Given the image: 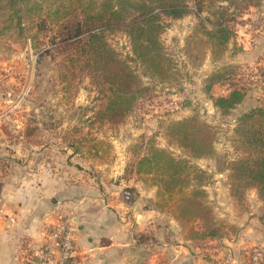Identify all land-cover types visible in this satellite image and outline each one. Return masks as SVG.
<instances>
[{
	"label": "rangeland",
	"instance_id": "obj_1",
	"mask_svg": "<svg viewBox=\"0 0 264 264\" xmlns=\"http://www.w3.org/2000/svg\"><path fill=\"white\" fill-rule=\"evenodd\" d=\"M208 5L204 3V10L199 12L196 1L188 0L184 16L166 19L163 23L160 42L165 54L175 63V70L180 76L178 81L162 84L152 80L132 54L128 35L123 30L107 34V42L113 50L112 58L124 61L139 78V85L128 82V89L138 87L142 90L132 104L128 103L130 112L118 124L100 120L101 112L112 95L109 84L102 78L104 70L84 66L74 73H66L65 69L68 68L64 65L67 56L61 52V40L55 33L57 29L51 25L41 28L36 24L30 31L26 22V40L15 37L0 40V144L10 149L15 159H26L33 165L39 160L63 161L69 152L76 171L79 166H83L86 174L93 178H103L110 172L108 166L119 158H125L128 175L135 161V152L139 157L145 155L148 141L153 139L157 147L172 152L178 159H187L189 165H196L211 175L210 182L203 187L206 196H198L196 199L198 201L203 198L202 201L211 208L219 222V230L224 235L203 241H220L226 236L238 239L237 225L231 221L233 218V221H242L243 214L251 205L248 190L256 189L245 187L243 192L233 193L229 185L231 172L218 171L226 165L220 162L234 160L239 156L234 148L235 118L244 108L237 115L236 112L223 115L214 106V101L228 94L231 81L225 85L208 87L206 78L202 80V77L196 75L207 56L211 57L212 45L207 33L216 28L215 16L207 10ZM201 24L205 28L199 27ZM230 26L234 35L227 42L228 49L223 57L228 58L225 64L242 67L236 80L239 82L238 86L241 87L243 82L247 83L246 86L251 88V98L257 100L261 95L260 100L263 101L264 81L253 80L252 77L258 71L264 80V51L253 64L237 62L234 56H243L244 50L255 53L264 46L261 40L264 37V11L261 8H250L249 11L236 15ZM200 52L204 53L203 60L199 59ZM240 77L241 80H238ZM193 115H198L213 127L216 157L191 159L180 144L181 138L170 136L168 126L173 121ZM70 145L75 146V152ZM211 164L215 166L217 173H228L227 181L232 197L229 218L220 220L216 216L219 200L211 198L206 190L216 174L206 169ZM192 172L191 168L181 171L185 174ZM139 177L143 185L154 186L149 178ZM170 198L164 197L162 203L165 207H159L157 189L155 205L184 226L187 237L192 239L190 227L194 222L190 216L194 213V206L187 204L182 212L176 199ZM184 215L187 217L186 221L181 220ZM258 251L262 250L254 247L245 251L243 264H255L253 256Z\"/></svg>",
	"mask_w": 264,
	"mask_h": 264
},
{
	"label": "trees",
	"instance_id": "obj_2",
	"mask_svg": "<svg viewBox=\"0 0 264 264\" xmlns=\"http://www.w3.org/2000/svg\"><path fill=\"white\" fill-rule=\"evenodd\" d=\"M187 1L0 0V40L14 37L26 40V22L30 31L36 24L41 28L47 25L55 27L56 36L61 40V52L67 56L64 65L68 68L65 69L66 73H74L84 66L104 70L102 78L109 84L112 95L101 112L100 120L118 124L124 121L130 112L129 104L142 90L138 87L128 89V82L139 85V78L124 61L112 58L113 50L107 42V34L123 30L128 35L132 54L152 80L162 84L178 81L179 72L175 70L174 61L165 54L160 35L166 19L184 16ZM195 1L199 12L204 10L202 5L208 3L207 10L215 16L216 28L207 33L214 62L223 60L228 49L227 42L234 35L230 23L236 15L250 8H261L264 11V0ZM199 27L205 28L203 24ZM203 58L204 53L200 52L199 59ZM240 69L242 67L237 65L223 64L205 80L208 87L225 85L231 81L228 94L214 101V106L223 115L231 112L234 114V110L250 93L251 88L246 86L247 83L243 82L240 87L239 82H236ZM259 100L255 106L236 116L234 148L239 156L234 160L220 162L226 165L218 171L231 172L229 185L233 193H241L245 187H251L264 200V100ZM168 127L170 136L181 138L180 144L191 159L216 157L215 131L198 115L173 121ZM148 143L145 155L139 157L135 152L132 170L138 176L149 178L151 184L157 187L159 207H165L163 199L166 196L176 199L181 211H184L187 204L193 205L194 215L190 216L194 222L190 227L193 240L203 241L223 236L211 208L202 201L206 196L203 187L210 182L211 175L196 165H189L187 159H178L172 152L157 147L153 139ZM70 146L75 152V146ZM188 168L193 172L181 173ZM198 196L203 198L197 201ZM186 219L185 215L181 218L183 221Z\"/></svg>",
	"mask_w": 264,
	"mask_h": 264
},
{
	"label": "crops",
	"instance_id": "obj_3",
	"mask_svg": "<svg viewBox=\"0 0 264 264\" xmlns=\"http://www.w3.org/2000/svg\"><path fill=\"white\" fill-rule=\"evenodd\" d=\"M263 51L264 46L255 53L244 50L234 59L253 64ZM227 59L214 62L208 55L196 75L204 80ZM257 103L248 93L234 111ZM124 159L110 164L103 178H93L83 166L75 170L69 152L63 161L39 160L33 165L15 159L0 144V264H30L22 249L29 241L40 244L59 213L76 224V264H243L245 251L259 247L264 252V200L256 190H248L251 205L242 221H231L237 225L238 239L196 241L155 205L156 187L143 185L133 167L126 175ZM206 169L216 173L206 187L211 198L219 200L216 216L229 218L228 173H217L212 164ZM126 189L133 193L129 202L123 197Z\"/></svg>",
	"mask_w": 264,
	"mask_h": 264
},
{
	"label": "built area",
	"instance_id": "obj_4",
	"mask_svg": "<svg viewBox=\"0 0 264 264\" xmlns=\"http://www.w3.org/2000/svg\"><path fill=\"white\" fill-rule=\"evenodd\" d=\"M253 80L264 81L261 72L252 77ZM124 199H131L129 189L123 192ZM76 226L72 219L63 214H58L56 221L45 230L42 243L29 241L22 249L30 264H76L75 245ZM264 261V252L258 251L253 256L255 264Z\"/></svg>",
	"mask_w": 264,
	"mask_h": 264
}]
</instances>
